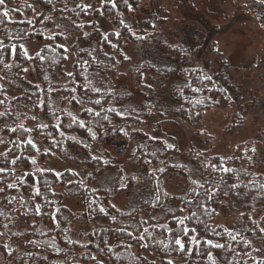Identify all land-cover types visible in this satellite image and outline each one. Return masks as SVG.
<instances>
[{"label":"trees","instance_id":"16d2710c","mask_svg":"<svg viewBox=\"0 0 264 264\" xmlns=\"http://www.w3.org/2000/svg\"><path fill=\"white\" fill-rule=\"evenodd\" d=\"M248 1L264 30V0ZM129 3L134 11L124 0L115 8L107 0L0 5V263L103 264L100 254L109 264H167L171 258L180 264H264L254 259L257 243L264 250V128L226 156L197 149L187 153V164L171 162L179 152L174 137L144 130L152 115L157 129L167 115L197 127L207 110L249 104L215 41L201 48L199 30L183 17L158 15L153 0ZM101 18L108 20L107 30L99 26ZM69 33L74 56L67 71L58 45ZM28 39L41 44L32 55L22 46ZM29 64L35 82L24 75ZM144 72L162 79L156 89L143 81ZM31 137L43 151L27 143ZM53 155L81 164L85 176L42 168ZM129 163L136 171H127ZM103 175L107 184L94 186ZM168 175L188 181L183 193L165 189ZM131 194L128 208L113 204L116 196ZM64 196L81 199L82 209L72 211ZM222 204L238 210L230 228L214 223ZM75 223L87 225L76 238Z\"/></svg>","mask_w":264,"mask_h":264},{"label":"rangeland","instance_id":"374dc122","mask_svg":"<svg viewBox=\"0 0 264 264\" xmlns=\"http://www.w3.org/2000/svg\"><path fill=\"white\" fill-rule=\"evenodd\" d=\"M153 1L158 15L164 16L165 13L172 18L183 17L195 27L196 31L199 30L197 35L201 36V48H205L210 41H215L217 49L228 60L233 77L243 90L244 100L248 102L249 106L243 104L241 106L236 105L234 108L207 110L202 115L197 127H192L179 118L167 115L166 120L157 129L154 128L157 118L152 115L149 122L143 126L144 130L153 136H160L164 132L174 137L179 152L171 158V162L187 164V153L197 149L226 156L236 144L257 137L264 128V30L254 14L256 7L247 6L248 0ZM84 2L87 3L89 0H84ZM98 24L102 30L109 28V22L106 18L99 19ZM73 41L74 35L72 33L65 35L62 41L64 48L68 49L66 52L68 59L64 65V69L67 71L70 69L74 56L71 51ZM22 46L27 55H32L39 49L41 44L34 39H28L22 42ZM123 48L128 47L124 44ZM125 53L130 55L128 50H125ZM136 61L137 59L133 58L129 64L133 66ZM25 69H28L27 72L24 71L25 78L35 82L36 78L32 66L29 64ZM124 70L127 73L129 72L127 67ZM144 73L143 81L156 89L162 79L148 72ZM171 79V77L166 79L164 85H167ZM124 85L126 88L131 89L129 82H125ZM163 91L166 93V89ZM7 92L11 95L16 93L14 90H8ZM254 99H258L256 105H253ZM22 111L26 114L31 113L30 110L25 111L23 109ZM205 137L209 138L206 142L204 141ZM31 139L37 149L43 151L44 146L40 140L34 137H31ZM4 147L5 143H0V150ZM125 158H127V153L123 157H117L116 162L122 163ZM40 166L54 171L69 169L76 172L80 178L85 176V169L81 164L61 159L56 155L44 159ZM126 169L128 172L136 171L130 163ZM105 181H107V176L96 177L93 185L107 184ZM163 183L169 193L180 194L185 191L188 181L179 175H168L164 178ZM133 197L132 194L118 195L113 199V204L119 209H126L131 204ZM63 202L72 211H79L83 207L82 200L79 198L72 199L64 196ZM237 213V209L222 204L218 208L214 223L230 228ZM257 215L258 212L254 214V218ZM74 228L73 236L76 238L80 229H87V225L85 223H75ZM21 229L22 226L19 222L16 225V230L20 232ZM258 245L260 244L257 243L255 246L257 252L254 259L264 260V250ZM18 248L21 250L22 246L19 244ZM97 258L103 264H109L100 254H97ZM152 258L156 260L154 255H152ZM170 260L173 264H180L174 258ZM74 262L76 264H89L76 259H74ZM13 264H17L16 260Z\"/></svg>","mask_w":264,"mask_h":264},{"label":"snow or ice","instance_id":"6c2138e0","mask_svg":"<svg viewBox=\"0 0 264 264\" xmlns=\"http://www.w3.org/2000/svg\"><path fill=\"white\" fill-rule=\"evenodd\" d=\"M48 2L51 3V0H48ZM101 2L103 3V2H105V0H101ZM107 2H108V3H111V6H112L113 8H115V7L117 6V5H116V0H107ZM124 2H125V4L128 6V11H129V12L134 11V8H133L132 4L129 3V0H124ZM3 4H4V0H0V5H3ZM3 15H4V16H8V13H7V12H4ZM123 23H124V21L121 20V24H123ZM77 27H80V26L77 25ZM119 35H120L119 33H116V36H117V37H119ZM137 38H138V39H143L144 37H137ZM47 39L51 40V39H53V37H52V36H49V37H47ZM105 39L107 40L108 37H105ZM111 46H112V48H115V47H116L115 44H113V45H111ZM58 47L63 48V45H58ZM63 50H64L65 52L68 51L67 48H64ZM13 52H15V48H13ZM64 59H68V57L65 56ZM124 59L127 60L128 57L125 56ZM8 67H9V65L5 64V68H8ZM24 71L27 72L28 69H24ZM67 75L71 76L72 73L69 72V73H67ZM73 99H75V97H73ZM0 103H2V101H0ZM95 103L98 104V103H100V101L97 100V101H95ZM88 111L91 112V109H89ZM96 115H99V113H96ZM104 119H107V116H105ZM73 120H75V117H73ZM80 126H81V127H84V124L81 122ZM43 127H47V125H43ZM12 131H15V129H12ZM25 131H29V130H28V129H25ZM27 143H28L29 145H31L33 148L36 147L35 143H33L32 140H28ZM169 147H170V146H169ZM252 151L255 152V149H253ZM31 162H32L33 164L36 163V161H35L34 159H33ZM13 163H15V161H13ZM0 171H3V169H0ZM225 171H227V170H225ZM8 187H12V185H9ZM121 187H124V186L121 185ZM0 191H2V189H0ZM36 194L39 195V192L37 191ZM209 195H212V194L210 193ZM39 211H40V210L37 209V214H39ZM101 211H103V209H101ZM178 224H179V225H183V224H184V221H183V220H179V221H178ZM146 231H147V229H145V232H146ZM182 231H183V233H184L185 236L188 235V229H187V228H183ZM128 235H131V233H128ZM193 239H195V238H193ZM207 243L211 244V241H208ZM175 244L178 246L179 251H185V244L182 242V240H181L180 238H176V239H175ZM211 246H212V247H221V245H219V244H215V245H211ZM167 264H173V262H172L171 260H169V261L167 262Z\"/></svg>","mask_w":264,"mask_h":264}]
</instances>
